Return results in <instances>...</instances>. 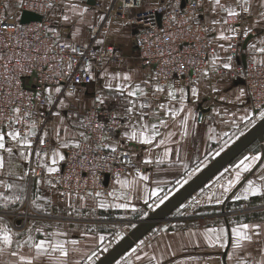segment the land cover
<instances>
[{"label": "crops", "instance_id": "obj_1", "mask_svg": "<svg viewBox=\"0 0 264 264\" xmlns=\"http://www.w3.org/2000/svg\"><path fill=\"white\" fill-rule=\"evenodd\" d=\"M163 1L176 0H144L142 8L127 10V16L156 8ZM20 5L21 0H8L6 11L14 14ZM72 5L77 7L73 9ZM221 5L235 8L239 16L230 17L221 6L214 4V0H204L201 19L208 24L217 47L213 61L222 66L228 64L230 68L236 64L231 57L229 40L220 38L223 32L230 38L244 37L241 56L246 54V64L248 61L264 64V52L260 51L264 48V0H248L247 5L243 0H221ZM109 7L110 0H62L49 11L50 30L55 32L57 38L72 45L90 43L93 28L103 24L95 45L97 48L114 46L120 58L100 60L94 74L95 81L91 85L79 86L71 96L63 94L43 130L37 120L26 127L22 126L30 147L8 135L19 131L17 126L0 130L5 142V149H0L4 161L0 169V226L10 229L13 238L11 247L0 242V247L4 249L0 252V264H21L19 256L30 259L32 264H87L89 258L96 256L100 249L110 243L127 218L154 203V200H162L173 183L196 171L200 173L262 119L258 116H261L264 108H257L252 103L243 80L207 74L195 88V97L192 90L178 81L160 83L152 69L137 56L136 27L114 16H109L105 21ZM245 7L248 8L247 12L243 10ZM27 11L40 14L31 6H27ZM22 12L19 13L20 18ZM65 15L70 19L65 21ZM225 19L228 20L227 24L224 23ZM236 25H239V29ZM232 28L236 29L235 33L229 30ZM250 35L253 37L244 48V41ZM125 75L130 76L131 80L125 81ZM30 80L27 82L31 83ZM108 84L112 87L105 86ZM129 84L139 85L147 95L141 96L138 92L136 96L128 97L127 91L133 90L127 87ZM122 85L127 89L123 95L119 91ZM157 86L163 87L164 91L157 92ZM55 89L54 94H58ZM180 89L184 90V111L173 117L166 110L179 108ZM169 91L175 92V100L169 97ZM98 95L105 98L103 104L96 99ZM128 100L135 101L137 105L148 102L151 107L137 108L129 114L125 111L129 107ZM79 101L87 102V106H79ZM68 103L72 104L73 113L68 112ZM160 104L166 108L160 109ZM199 108L203 112L202 120L197 114ZM46 110L44 106L42 111ZM94 110H97L100 118L109 115L115 120L116 128L108 140L110 147H119L128 138L124 133L131 131L129 124L139 126L138 121L158 124L163 119L167 126L158 129L161 135L151 145L132 140L135 166L142 168L139 174L126 172L117 180L105 183L108 187L105 197H82L79 202L72 203L59 192L53 181L54 172H49L48 168L57 169L64 160L57 157L53 164L54 152L65 157L64 149L74 148L78 144L83 121ZM139 111L147 113L143 121L139 120ZM71 115L76 119L80 116L81 125L73 126L69 120ZM185 119L186 124L183 123ZM33 124L35 129L32 128ZM32 131L36 133L34 136L29 134ZM168 133L173 135L168 137ZM38 134L41 140L48 139L53 149L33 153L32 138ZM162 138L165 143L157 146ZM7 148H11L12 152L6 151ZM245 157L259 159L250 161ZM242 160L246 164L251 163L248 171H244L242 165L237 168ZM32 162L40 167V176L29 177L28 167ZM229 168L232 169V179H235L238 171L241 178L226 195L223 190L219 197V200L222 198L220 204H209L210 210L176 220L184 222L182 229L166 231L157 238L145 235L123 254V258H130L128 264H264V140L251 144L206 184ZM144 176L147 179H143ZM249 181L258 189L256 194L246 192ZM9 184L13 187H6ZM245 195L247 199H244ZM61 196L67 199V203L63 202ZM3 197L11 199L5 200ZM31 223L32 226L28 228ZM243 224L259 225V228L245 230L251 239L242 240L237 247V237L232 230ZM217 236L220 238L217 239ZM41 240L66 242L67 257L59 252L51 256H37L32 245ZM72 241L77 243L73 244ZM18 244L21 247H17ZM13 252L19 255L13 256Z\"/></svg>", "mask_w": 264, "mask_h": 264}, {"label": "built area", "instance_id": "obj_2", "mask_svg": "<svg viewBox=\"0 0 264 264\" xmlns=\"http://www.w3.org/2000/svg\"><path fill=\"white\" fill-rule=\"evenodd\" d=\"M7 1L0 0V130L17 126L23 137L22 126L34 120L44 129L63 94L91 85L100 60H118L120 55L114 46L96 47L103 24L93 28V38L88 44L72 45L57 38L50 30L49 11L62 0H22V6L14 14L6 11ZM143 1L110 0L105 21L114 16L136 27L137 56L152 69L160 83L178 81L193 90L210 73L243 80L252 103L264 108V64L248 61L244 66L238 62L243 36L228 39L231 57L236 61L234 67L225 68L213 61L217 47L208 24L201 19L204 0L163 1L156 8L127 16V10L142 8ZM27 6L40 12L42 19L22 24L19 13L27 10ZM56 87L61 89L58 94L53 92ZM44 106L46 112L42 111ZM17 108L19 113L14 111ZM96 112L87 114L79 147L64 149V160L52 175L59 192L72 203L82 197L107 196L106 178L109 184L126 172L142 171L135 166L130 138L112 151L108 140L116 128L115 120L109 115L100 118ZM197 114L202 120L201 108ZM42 140L39 134L32 138L33 153L53 149L48 139ZM28 175L40 176V167L32 162Z\"/></svg>", "mask_w": 264, "mask_h": 264}, {"label": "snow or ice", "instance_id": "obj_3", "mask_svg": "<svg viewBox=\"0 0 264 264\" xmlns=\"http://www.w3.org/2000/svg\"><path fill=\"white\" fill-rule=\"evenodd\" d=\"M243 3H244V5H247L248 4V0H243ZM214 4L221 6L223 8V10L227 13V15L230 16V17L239 16V12H237L235 8L230 7V6L221 5V0H214ZM21 6H22V0H21ZM49 6H51V5H49ZM72 7H73V9H75L77 6L76 5H72ZM243 10L245 12H247L248 8L245 7ZM85 11H86V9H85ZM63 19L65 21H67L70 18L67 15H65L63 17ZM213 23H219V21H213ZM224 23L227 24L228 20L225 19ZM229 30L231 32H233V33L236 32V29H234V28L229 29ZM220 38L221 39H225V40L230 39V37L227 36V35H224L223 32L221 33ZM221 47H223V45H221ZM72 51L75 52L76 49L73 47ZM260 51L264 52V48H261ZM69 67H71L70 64H69ZM224 67L227 68V67H229V65L225 64ZM123 79L125 81H130L131 77L128 76V75H125ZM105 86L108 87V88L112 87L110 84L105 85ZM127 87L133 89L131 91H127V96L128 97L136 96L138 92H139V94L141 96H146L147 95L144 92V90L142 88H140L139 85H131V84H129ZM126 90H127L126 87L123 86V85L120 86V88H119V91H120L121 95H123ZM48 91H49V93H51V89H49ZM55 91L57 93H59L61 91V89L60 88H56ZM156 91L157 92H163L164 88L161 87V86H157L156 87ZM179 91L181 92V99H180L179 108L167 109L166 110L167 114H169V115H171L173 117L179 115V113L184 111V90L180 89ZM68 95L71 96L72 93L69 92ZM168 95H169V97L172 100L176 99L175 92L169 91ZM192 95L194 97L197 95V91L195 89L192 90ZM96 99L101 104H103L105 98L98 95ZM49 100H51V95H49ZM61 104H63V101H61ZM128 104H129V107H127L125 111L127 113H129V114L133 113L134 109H137V108L139 110H142V109L151 107V104L148 103V102H141V103H139V105H137L136 102L133 101V100H128ZM159 108L160 109H165L166 106L164 104H160ZM14 111L19 113L20 109L17 108ZM190 114L191 113L189 112V115ZM56 115H59V113H56ZM145 115H147V113H145L143 111H139V120L143 121ZM153 115H157V113H153ZM261 118H264V112L261 113ZM17 122H19V121H17ZM183 123H185V124L187 123L186 119L183 121ZM138 124H139V126H137V124H129V127L131 128V131L130 132L126 131L124 133V135L126 137L130 138L131 140H139L141 143L148 144V145H151L153 143V141L156 140V137L161 135V133L159 132L158 129L161 126H164V127L167 126L166 121L163 120V119L159 120L158 124L157 123H152L151 125H149V124H146V123H139V121H138ZM97 126L101 127L100 125H97ZM32 128L35 129V124L32 125ZM29 134L34 136L36 133H35V131H32ZM8 135L11 137V139L18 140V142L20 144L27 145L28 147H30V141L28 140L27 136L21 137V134H20L19 131L10 132V133H8ZM167 135H168V137H171V135H173V133H168ZM41 143H43V140L41 141ZM164 143H165V139L162 138V139H160L158 141L157 146H159V144H164ZM64 146L66 147L67 145H64ZM76 146L79 147V144H77ZM0 149H5V142H4V134L3 133H0ZM6 151L11 153L12 149L11 148H7ZM112 151L113 152L116 151V148L114 146L112 147ZM37 155H39V154H37ZM57 157H59V159H61V160L64 158L58 152H54L53 155H52L53 164L56 163V158ZM258 159H259V157H245V160H250V161H255V160H258ZM241 165L243 166V170L244 171H248L251 168V163L246 164L243 160L240 162L239 165H237V168H240ZM3 166H4L3 157L0 156V169H2ZM48 171L49 172H55V171H57V169L55 167H50V168H48ZM142 178L143 179H147L146 176H144ZM240 178H241V173L238 171L235 174V180H229L228 181V185H227V187L224 190L225 191L230 190L234 186L235 183H238L240 181ZM6 187L12 188L13 186L11 184H9V185H6ZM221 187H224V186L221 185ZM257 191H258V189L254 188L252 182L249 181L248 182V189H246V192L251 193V194H256ZM3 199L9 200L11 198L10 197H3ZM17 199H19V197H17ZM237 199H240V197H237ZM244 199H247V195L244 196ZM101 206H103V205H101ZM120 206H122V205H120ZM250 227L258 229L259 225L249 226L248 224H243V225H241V226H239L237 228H234L232 230L233 234L237 237V240H236V246L237 247L240 246V242L242 240H250L251 239V237L245 231V230L249 229ZM211 231H215V230H211ZM219 238L220 237L217 236V239H219ZM101 239H103V238H101ZM29 241H31V237H29ZM0 242H2L3 245L9 246V247H11V245L13 244V238H12L11 230L8 229L6 226H0ZM65 243L66 242L59 241V240L55 241L54 243L50 242V241H47V240H41L38 243L33 244L32 246L36 249L37 256H41V255L51 256L53 253L59 252L61 256L67 257L68 250L65 247ZM72 243L75 244V243H77V241H72ZM17 247H21V245L18 244ZM3 250L4 249L2 247H0V252H2ZM12 255L13 256H17L19 254L17 252H13ZM19 260H20L21 264H32V261L30 259L24 257V256H19Z\"/></svg>", "mask_w": 264, "mask_h": 264}, {"label": "water", "instance_id": "obj_4", "mask_svg": "<svg viewBox=\"0 0 264 264\" xmlns=\"http://www.w3.org/2000/svg\"><path fill=\"white\" fill-rule=\"evenodd\" d=\"M184 3L182 2V6ZM42 16L38 13L24 10L20 22L22 24L40 21ZM253 37L248 36L243 44L246 48L247 43ZM241 63L246 65V54H242ZM264 140V118L255 126L239 138L233 145L225 150L211 164L204 168L197 176L190 180L184 187L176 192L171 198L165 201L156 211L151 212L148 219L140 222L127 236L118 242L112 249L105 253L95 264H114L131 249L140 239L150 232L158 223L164 221L169 215L196 193L214 175L227 166L234 158L244 152L251 144L256 141ZM108 182L106 178L105 183Z\"/></svg>", "mask_w": 264, "mask_h": 264}, {"label": "rangeland", "instance_id": "obj_5", "mask_svg": "<svg viewBox=\"0 0 264 264\" xmlns=\"http://www.w3.org/2000/svg\"><path fill=\"white\" fill-rule=\"evenodd\" d=\"M81 105L87 106V102L86 103L80 102L79 106ZM66 106H68V112L73 113L72 104L68 103ZM258 117H261V116H258ZM69 120L73 122L72 123L73 126L81 125L80 116L78 117V119H76L74 115H71L69 117ZM228 141L229 140H227L226 143ZM194 174L195 175L199 174V171H196ZM193 175L183 178L178 183H173L171 186L168 187L169 189L166 192L167 194L164 197H162L163 198L162 200H158V199L154 200L155 201L154 203L152 202V204H148L144 206L141 210L137 211L132 217L127 218L126 223L119 227L114 237L111 238L110 243L104 246L103 249H100L98 253L96 254V256L89 258V260L87 261V264H95L105 254V252H107L110 248L112 249L117 244V241H120L125 236H127L136 226H138L140 222L148 219L150 216V213L156 211L165 202V200L167 201L169 198H171L176 193V191H178V189L187 180L193 179L195 177V175L194 176ZM231 175H232V169L229 168V170L226 171L225 173H221L219 176L214 177V179L210 181L208 185L206 184L205 186L201 187L196 193H194L182 205H180L177 209H175L169 215V217H167V220L169 219V221L158 223L150 231V233H147L146 235L149 234L151 238H154L157 235L162 234L166 231L173 232V231L182 229L184 222H178L176 220H180L185 217L196 216V215H199L200 212H203V211L205 212L206 210H210L209 204H213V205H215L216 203L220 204L222 198H220L219 200V197L222 195L223 190L227 187L228 181L235 180V179H232ZM221 185H223L224 187H221ZM227 192L228 191H225V195L227 194ZM62 198H63L62 199L63 202L67 203V199L64 197ZM213 207H214L213 212H215V206ZM31 226H32V223L28 226V228H30ZM122 258L123 256L121 257V259ZM121 259L119 258L115 262V264H128L129 263L128 261H130V258L129 260L128 258H125V257L122 260Z\"/></svg>", "mask_w": 264, "mask_h": 264}]
</instances>
